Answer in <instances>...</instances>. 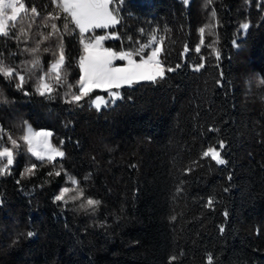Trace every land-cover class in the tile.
I'll return each instance as SVG.
<instances>
[{"label":"trees","instance_id":"1","mask_svg":"<svg viewBox=\"0 0 264 264\" xmlns=\"http://www.w3.org/2000/svg\"><path fill=\"white\" fill-rule=\"evenodd\" d=\"M190 1L123 0L120 24L90 33H116L106 46L129 49L147 42L149 24L166 37L160 58L175 69L121 89L99 111L90 98L66 103L67 85L51 99L35 91L59 54V37L44 39L46 16L29 10L0 35L4 61L26 75L22 90L15 76L0 75L3 145L11 147L9 134L19 140L27 121L50 130L64 152L40 161L19 141L14 165L0 175V264H170L171 256V264H207L209 255L213 264H264V0ZM64 22L55 21L61 30ZM71 34L64 71L75 85L72 60L82 51ZM38 43L41 67L26 71L33 56L24 49ZM209 146L225 164L201 158ZM31 164L34 175L22 178ZM72 178L99 204L85 211L82 200L55 201L61 188H76Z\"/></svg>","mask_w":264,"mask_h":264},{"label":"snow or ice","instance_id":"2","mask_svg":"<svg viewBox=\"0 0 264 264\" xmlns=\"http://www.w3.org/2000/svg\"><path fill=\"white\" fill-rule=\"evenodd\" d=\"M52 5L56 11L49 12L45 19V27L48 26V22L52 21V31L48 33V36L44 39H48L52 36L59 37L58 55L53 53L54 60L50 62L48 71L43 75H39L36 82L35 91L41 96H47L49 99L53 98L58 87L67 85L68 91L64 94L66 103L80 105V102L89 99L90 107H94L97 111L102 107H106L109 103H115L120 98L119 91H112V89H119L122 85H132L139 81H152L156 82L158 79H164L166 72H173L175 69L171 66H166V63L162 61L161 54L163 51V44L166 39L165 36H158L156 30H153L146 43L137 41L138 47L114 50L111 47H105L104 42L109 38H118L116 33L109 35H90L96 29H109L120 24L121 9L120 5L123 0H51ZM185 4H188L189 0H183ZM210 2V0H209ZM27 8L21 0H0V35H9L11 27L14 26L21 13H26ZM33 15H39L35 7L31 8ZM212 17H215V12H212ZM63 19V30L55 23V21ZM70 25L74 28L70 29ZM205 27H208L207 25ZM248 24H242L241 28L247 29ZM78 30L80 36V44L82 46V54L78 60V66L80 69V76L76 84L73 85L67 82V74L64 69L66 66V54L64 51L63 38L65 34L75 32ZM166 31V30H165ZM144 30L141 29L143 34ZM202 34L201 43H203V33L205 28L199 29ZM23 35V30H21ZM17 40L20 39L18 35ZM197 52L200 51V46L197 45ZM24 51L29 52L33 59L27 63L30 65L26 71L34 70L41 67V60L37 53L40 51V44L38 43L35 48H25ZM48 51L47 48L44 49ZM185 52L188 48L185 47ZM15 55V53H13ZM219 58V53H216ZM3 54L0 53V57ZM138 57V59H137ZM125 61L122 66H115V61ZM177 69L181 67V64L177 63L175 66ZM204 67L203 64H199L196 70ZM0 75L6 79H12L14 76L19 80L17 84L18 89H23V84L26 81V75L21 74V71L8 65L3 58H0ZM219 83V81H217ZM264 83V81H262ZM76 89V91H73ZM94 89H102L107 92L108 98L96 95L91 97V93ZM28 95L29 93H25ZM213 129H209L212 131ZM4 130L0 128V134H3ZM52 133L49 131H35L27 121L24 122L23 135L18 139L13 138L10 134L8 140L11 143V147L4 146L2 143V136H0V175L8 174L9 166L13 164L15 156L21 147L19 141H22L26 146L28 153L32 157H35L40 161H53L57 156L63 157L64 152L51 143L50 137ZM63 143V141H61ZM219 149L225 148L223 140L219 141ZM214 146L207 147L202 152L201 158L210 157L217 164H225L226 160L222 158L221 151ZM6 158V163H2ZM35 164H31L26 167L21 173V177L34 175ZM190 171V169L185 170ZM53 173H49L52 175ZM59 171L55 172V175L59 176ZM19 183V181H17ZM72 185L76 186L74 189L63 187L60 189L58 195L55 196V201H63L67 203L69 199L82 200L79 205L82 210H88L99 204V201L92 199L91 197H85L83 189L79 188V182L72 178ZM183 181H181V184ZM71 191H76L75 196H68ZM176 191L179 193L182 191L181 187H177ZM213 200L210 197L208 199L207 206H211ZM227 216V212H225ZM175 219V217H173ZM221 232L224 228L221 227ZM29 236L33 233L29 232ZM177 257L171 256L169 258L170 264L176 260ZM213 256L207 257V264H213Z\"/></svg>","mask_w":264,"mask_h":264},{"label":"rangeland","instance_id":"3","mask_svg":"<svg viewBox=\"0 0 264 264\" xmlns=\"http://www.w3.org/2000/svg\"><path fill=\"white\" fill-rule=\"evenodd\" d=\"M176 1H179L181 4H183L184 6H188L189 5V3L191 2L190 0H189V2H188V4H185L184 2H183V0H176ZM43 1L42 0H34V3H33V7H35L36 9H37V12L39 13V15L40 16H47L48 15V13L49 12H54V11H56V9H55V7L52 5V2H51V0H47V3H45V4H43L42 3ZM21 3H24L25 4V6H26V8H27V12L29 11V10H31V8L32 7H30L29 8V6H28V4H29V1L28 0H21ZM120 9H121V5H120ZM30 12V11H29ZM24 13H21V15L19 16V17H21L22 15H23ZM16 23H17V21L15 22V24H14V26H12L11 27V31L14 29V27H15V25H16ZM165 27V26H164ZM71 28H74V26L73 25H70V29ZM96 30H108V29H96ZM145 30V33H148V35L150 36V34L152 33V31L153 30H156L155 28H152L149 24L146 26V29H144ZM10 31V32H11ZM157 31V30H156ZM72 34L71 35H73V36H75V42H77L76 44H78L77 46H79L80 47V49H81V51H82V46H81V44H80V37H78L77 35H79L78 34V30L77 31H75V32H71ZM157 33V32H156ZM103 35H109L110 37H111V33H106V34H103ZM157 35H158V33H157ZM5 36V35H4ZM7 36V35H6ZM149 36L147 37V40L149 39ZM118 37V36H117ZM116 40H118V38H109V39H107V40H105V42H104V45H105V47H107L106 46V43H109V42H114V41H116ZM109 47H111V48H113L114 50H120L121 48H123L122 46H119V47H116V46H114L113 44L112 45H110ZM123 49H126L125 47L123 48ZM0 58H3V57H0ZM138 58V57H137ZM78 60H79V57L78 58H73V60H72V64H73V67L75 68V70L77 71V73H78V76H77V78H76V80H78L79 79V76H80V69H79V66H78ZM126 62L125 61H115L114 62V64H115V66H122L123 64H125ZM9 65V64H8ZM13 67V66H12ZM77 82V81H76ZM141 82H151V81H139V82H136V83H133L132 85H122L119 89H112V91H119V93H120V90L121 89H123V88H126V87H131V86H134V85H136V84H139V83H141ZM100 91V92H104L105 94H106V98H108V94H107V92L106 91H104V90H102V89H94V91ZM93 91V92H94ZM121 97V96H120ZM120 99V98H119ZM119 99H117V100H119ZM116 100V101H117ZM115 101V102H116ZM111 104H113V103H109V105H111ZM94 108V107H93ZM95 109V108H94ZM35 131H42V130H35ZM43 131H47V130H43ZM5 132V131H4ZM49 132H51L50 130H49ZM52 133V132H51ZM50 140H51V137H50ZM35 158V157H34ZM62 157H59V156H57L56 158H55V160H59V159H61ZM46 160V159H45ZM47 161V160H46ZM54 161V160H53ZM7 161H6V158L3 160V162L2 163H6ZM14 165V162H13V164L12 165H10L9 166V168L10 167H12ZM25 169H23V171H24Z\"/></svg>","mask_w":264,"mask_h":264}]
</instances>
